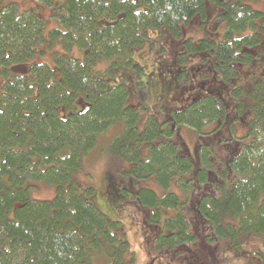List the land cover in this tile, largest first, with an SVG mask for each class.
Returning a JSON list of instances; mask_svg holds the SVG:
<instances>
[{"label":"trees","instance_id":"obj_1","mask_svg":"<svg viewBox=\"0 0 264 264\" xmlns=\"http://www.w3.org/2000/svg\"><path fill=\"white\" fill-rule=\"evenodd\" d=\"M22 1L0 0V264H135L122 225L77 180L94 155L106 158L104 195L122 196L110 191L115 176L141 213L165 216L149 223L161 228L157 252L224 264L223 246L264 239V10L252 0ZM212 9L222 39H183ZM150 30L179 41L191 71L197 58L203 84L229 89L233 110L203 94L162 123L142 119L128 68L141 71L132 54ZM219 128L224 159L180 135ZM41 186L49 198L33 197Z\"/></svg>","mask_w":264,"mask_h":264},{"label":"rangeland","instance_id":"obj_2","mask_svg":"<svg viewBox=\"0 0 264 264\" xmlns=\"http://www.w3.org/2000/svg\"><path fill=\"white\" fill-rule=\"evenodd\" d=\"M252 1L254 2L252 3L253 8L264 10V0ZM32 5L30 0L22 1L23 8H30ZM53 23L49 22L50 27L54 26ZM224 29V24L219 18V11L212 9L207 13L203 22L196 23L187 30L188 35L185 33L183 39L187 36H192L193 40L197 42L200 38L208 37L218 42L222 39ZM178 42L169 38L163 32L150 30L143 44L133 51V60L136 65L140 66L141 71L138 72L134 68H128L132 77L128 82L129 86L134 88L131 103L136 107L141 106L140 108L138 107L141 118L144 119L150 116L157 122L162 123L172 108L178 109L185 106L203 94L218 96L225 110L229 109L232 111L234 103L231 101L229 89L225 93V91H222L223 88L214 83L212 79L210 80V78L207 80L209 83L203 84L204 70L197 68V58L193 60V63L195 62V71H191V63L185 65L179 63L178 57L181 47ZM247 73L248 69L246 68L243 71V75L247 76ZM249 73H251V70H249ZM240 84L244 85L245 83ZM210 128L211 126L206 128V133L210 131ZM220 129L216 130L211 136L207 135V137L197 138L195 134L186 130L181 131L180 135L189 147L194 150L196 149L195 144L208 142V145L224 159V155L227 153L223 152V150L218 151L216 146L217 142L224 137L223 131ZM246 130L244 125L239 126L236 130L237 136L243 137L247 133ZM115 132L116 130L112 131V133ZM228 145H232V143H228ZM105 162L106 158L102 160L99 156H91L88 162L86 161L84 164L77 180L82 188L91 187L93 192L90 200L95 207L110 221H117L122 225V233H125L129 247L135 255V264H194L191 258L184 257V255L175 256L171 252H157L154 250V240L161 228L149 225V223L157 221L156 218L152 217L153 213L151 211L145 216L134 204H130V202H133L132 194L136 190L127 189V191H121L123 185H121L120 179L113 176L114 185L110 188V191L117 189L122 193V196L112 197L104 195L103 184L108 178L107 164ZM109 162L112 163L113 160H109ZM120 185L121 187H119ZM153 188L160 193L157 188L154 186ZM50 196L51 192L43 186L40 187L38 192L33 193L34 198L45 199ZM164 217L162 216L161 220L157 221L158 225L163 222ZM221 251L225 257L224 264H264L263 238L243 241L237 252L227 246H223Z\"/></svg>","mask_w":264,"mask_h":264},{"label":"water","instance_id":"obj_3","mask_svg":"<svg viewBox=\"0 0 264 264\" xmlns=\"http://www.w3.org/2000/svg\"><path fill=\"white\" fill-rule=\"evenodd\" d=\"M13 71L14 72H17V71H25V69L24 68H19V69L17 68V69H14Z\"/></svg>","mask_w":264,"mask_h":264}]
</instances>
